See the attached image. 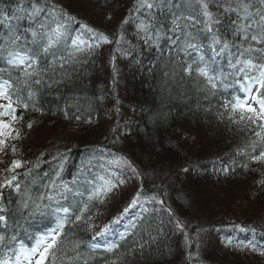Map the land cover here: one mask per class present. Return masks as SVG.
Returning a JSON list of instances; mask_svg holds the SVG:
<instances>
[{
    "label": "trees",
    "instance_id": "obj_1",
    "mask_svg": "<svg viewBox=\"0 0 264 264\" xmlns=\"http://www.w3.org/2000/svg\"><path fill=\"white\" fill-rule=\"evenodd\" d=\"M90 2L94 16L86 20L59 0H0V82H8L16 108L8 138L17 144L12 158H0V259L12 260L19 242L12 234L22 232V242L30 244L62 223L44 264H264V159H254L264 152V127L232 109L247 96L245 77L258 72H239L229 63L246 58L238 56L241 44L264 48L232 31L233 22H246L241 2L252 4V13L264 6L205 0L213 20L221 21L209 32L198 0H183L181 10L171 7L175 0ZM33 5L39 9L35 23L28 18ZM180 11L200 21L181 22L194 39L171 30ZM40 22L45 27L33 41L25 30ZM11 31L27 43H6ZM214 33L222 39L211 53L204 41L213 42ZM186 43L198 50H182ZM224 43L229 47L214 68ZM13 51L37 63L9 64ZM251 58L264 62V51ZM189 64L191 73L184 70ZM203 64L209 77L197 70ZM41 123L53 145L28 144L27 132ZM182 125L195 134L202 130L213 156L191 161ZM70 132H85L90 144L70 142ZM14 159L20 167L11 166ZM238 182L246 190L242 196ZM125 184L131 191L105 211L107 188ZM202 188L210 201L200 196ZM235 206L242 216L226 211Z\"/></svg>",
    "mask_w": 264,
    "mask_h": 264
},
{
    "label": "snow or ice",
    "instance_id": "obj_2",
    "mask_svg": "<svg viewBox=\"0 0 264 264\" xmlns=\"http://www.w3.org/2000/svg\"><path fill=\"white\" fill-rule=\"evenodd\" d=\"M255 3L257 5H262L264 6V0H255ZM198 5L200 10L202 11L204 17L207 18V20L204 22L206 23L207 30L209 32H212L213 29L211 25L213 23L215 24H220V20H213L212 14L208 11V4L205 2V0H198ZM149 8L153 7V5L149 4L147 5ZM172 8H175L177 10H181L184 7L183 0H175L174 3L171 5ZM250 7H253L252 4L250 3H243L241 2L240 8L243 9V15L240 17L243 21L239 24H236L235 22L234 25L235 27L233 28V34L238 35L241 40L243 41H250V42H255V44L258 45H264V7H259L256 9L255 13H252L249 11ZM39 14V9L36 7V5H33V12L29 14V20L32 21L33 23L36 22V18ZM256 17H259V19H256ZM182 21H189L192 22L193 24L200 22L197 17L188 14L185 15L183 11H180L179 14L174 13L173 14V19L171 21L172 25L174 26L171 30L175 32L177 29H180L181 31V36H183L185 41L194 39L192 37L191 33H185L184 29L181 27V22ZM45 27V24L43 22H40L37 28H33L32 25L29 26L28 29H26V32H30V35L35 41L37 37L40 35L41 30H43ZM145 26L142 24L141 28L143 29ZM255 27V31H253V28ZM59 28L60 26H57V29L55 30L57 33H59ZM103 35V34H101ZM214 44H219L220 39L222 38H217L216 34L214 33ZM22 37H23V42H22ZM27 37L23 36V34H18L16 31H11L8 40L6 43L11 44L17 48L23 47L24 43H27ZM177 40H180L181 37L178 36L176 37ZM52 39L51 37L48 38V43L47 47H45L43 50L46 52L48 48L52 46ZM229 45L227 43L223 44V47L220 48L219 53H223ZM240 48L243 49V51H238V56L239 57H245L246 58L241 59V58H236L235 62L233 63L231 60H229L230 65L233 68H236L237 65H239V72H245L246 70H256L258 72V76L251 77V76H246L245 79L250 81L249 85L244 88V91L247 93L251 94L253 89L252 85L253 84H258L259 88L256 89L257 95L252 96L251 99L255 102L257 107H254L253 104L248 102V97H245L244 100L237 99L236 103L232 105L233 111L239 110L241 112V119H244V113L251 114L247 118L249 120L253 119H260L264 120V95H260V90L264 89V62H257L254 63L251 54L252 53H259L261 51H264V48H254L252 47L251 43H249V46L247 48H244L243 44L240 45ZM193 49V50H198L197 45L195 43H186L185 44V49ZM215 50V49H214ZM8 63L9 64H15V65H24L27 63V66L29 68L33 67L37 63V61L33 58L32 55L28 53H21V52H8ZM203 59V57H201ZM185 72L191 73L192 71V65L189 64L185 69ZM201 75H206V70L203 68H198L197 69ZM27 75H32V73H26ZM41 81L39 79L35 80L36 84H39ZM4 84H8L7 81L4 82ZM215 87V85H213ZM243 87V86H242ZM0 100L5 101V103H0V146L5 145V138L10 136L12 133L11 126L8 122L2 119L4 116H11L12 120L15 121L16 116L14 113L16 112V108L14 107L12 97L8 94L7 89L3 87V85H0ZM26 108L27 105H24ZM31 127V125H29ZM18 133H16V136L18 137ZM259 135V134H257ZM15 149L13 148V151ZM254 159H264V152H261L259 154V157H254ZM21 162L20 161H13L12 162V167H20ZM16 180V177L13 176L11 180L7 181L8 185H11L12 181ZM18 187V186H17ZM135 202V201H134ZM62 211L65 213L68 212V208H63ZM77 220L80 219L79 216L76 217ZM0 220H4L3 216H0ZM59 227H63L61 224ZM0 240H3V237H0ZM42 242V241H41ZM55 245V236L52 238V243H48L47 246L43 249V251L39 252V259L36 261V264H44V261L47 258V253L49 252L50 249H52ZM33 253H36L39 251V243L37 244L36 247H33L31 250ZM0 264H8V261H0Z\"/></svg>",
    "mask_w": 264,
    "mask_h": 264
},
{
    "label": "rangeland",
    "instance_id": "obj_3",
    "mask_svg": "<svg viewBox=\"0 0 264 264\" xmlns=\"http://www.w3.org/2000/svg\"><path fill=\"white\" fill-rule=\"evenodd\" d=\"M59 1L62 2L63 4L66 3V4L73 5L74 9L76 11H78L79 16H81L83 19L88 20L90 18H93V16H94V12H93L94 6L90 2V0H71L72 3L69 0H59ZM0 103H5V101L0 100ZM2 119L5 120L6 122H8L10 124V126L12 125L13 120H12L11 116H4V117H2ZM181 129H182L184 143H185L184 151L188 155V158L191 159V161L192 160L193 161L194 160H200V159L205 158V157H206L205 159L208 160L209 159L208 156H213L214 152L212 150H210L208 148V145L206 144V137L201 136L204 134L202 130L200 131V134H197V133L195 134V133H192V131L190 130V128L187 127V125H182ZM110 133H111V131L106 132V134L104 135L103 138H108ZM69 134L70 135L68 137H69L70 142H73L75 144L76 143L77 144H84V145L90 144V143H88L89 139H87L89 137V135L86 134L85 132H81V133L70 132ZM26 135L30 141L28 143L30 145L39 144L40 142L42 143V145L47 144V143L53 145V143L49 141L51 139V136L48 134H45V129H43V123H41L40 125H34L27 132ZM15 138L16 137H12L11 139H9L7 137L5 138V145L0 146V158L1 159H3V160L4 159H10L13 157L14 152H15V150L13 151V148L15 149L17 146L16 142H14ZM93 142H95V141H92V143ZM207 148H208V150H207ZM13 161H17V160L14 159V160H11L10 162H13ZM11 166H12V164H11ZM132 179H133V177H132ZM234 185H232V187ZM237 186H238V189L241 190L240 196H242L243 195L242 192H244L246 190L242 186L241 182L236 183V186H234V187H237ZM109 187L105 191V193H107L106 197L109 198V200H107V202H105V204H104V210L105 211L112 209V207L122 197H125V195L129 191H131V188H132L131 184H125L120 190H115V191H112V190L110 191ZM207 191H209V190L206 188H202L201 190H199V193H201L200 196L203 198V200L210 201L211 195L210 194L207 195ZM212 207L215 208V206H212ZM237 207L238 206L231 207L229 209L227 208L226 211L231 212V214H233V215L235 213L236 215H238L240 217L243 215V209H241V210L239 209L238 211H236ZM257 214L258 213H255V215H257ZM211 244H212V246H215V248L220 249V247L218 246L219 243H217L216 239H214V241H211ZM216 245L218 247H216ZM222 256H224V255L221 254V257ZM17 262H19L18 264H24L22 259H19Z\"/></svg>",
    "mask_w": 264,
    "mask_h": 264
},
{
    "label": "bare ground",
    "instance_id": "obj_4",
    "mask_svg": "<svg viewBox=\"0 0 264 264\" xmlns=\"http://www.w3.org/2000/svg\"><path fill=\"white\" fill-rule=\"evenodd\" d=\"M20 235H23L22 232H20Z\"/></svg>",
    "mask_w": 264,
    "mask_h": 264
}]
</instances>
